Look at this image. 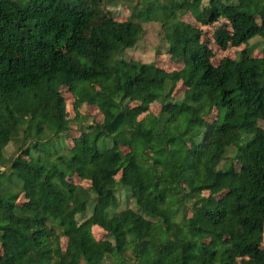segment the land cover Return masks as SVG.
<instances>
[{
    "label": "trees",
    "instance_id": "trees-1",
    "mask_svg": "<svg viewBox=\"0 0 264 264\" xmlns=\"http://www.w3.org/2000/svg\"><path fill=\"white\" fill-rule=\"evenodd\" d=\"M118 4L125 21L109 8ZM187 12L202 25L225 18L230 29L213 38L223 50L245 46L239 56L214 65ZM151 21L176 44L180 69L125 56ZM256 37L264 0H0V264H264ZM62 87L76 111L102 116L70 145ZM18 138L24 147L7 156ZM119 193L135 207L117 210Z\"/></svg>",
    "mask_w": 264,
    "mask_h": 264
},
{
    "label": "rangeland",
    "instance_id": "rangeland-1",
    "mask_svg": "<svg viewBox=\"0 0 264 264\" xmlns=\"http://www.w3.org/2000/svg\"><path fill=\"white\" fill-rule=\"evenodd\" d=\"M207 0H204L206 3ZM109 8L113 11L116 19L119 21H125L129 18V11L122 4H118L116 6H109ZM182 20L191 23L192 25L199 27L201 29L202 40L207 41L209 46L213 52V57L211 58V62L214 65H217L222 58L230 57L237 58L239 56V52L245 47H230L225 50L221 49L213 38V32L217 28L230 29L228 22L225 18H220L217 22H214L210 25H202L198 23L193 16L187 12L182 16ZM144 32L142 34V38L139 42L132 48L127 49L125 56L127 58H131L134 60H138L143 63H154L156 66L167 70L173 71L180 69L182 67V61L178 54L176 44L168 35L165 36L164 31L161 28L160 23L151 21V22H143ZM250 47L253 46L252 54L258 57H264V40L260 37H256L249 42ZM184 89V86L181 82L178 83L175 95L180 94ZM61 93L66 100V117L70 121V130L68 135L63 139V143L70 145L74 137L80 134L81 127L94 122L95 120H101L102 116L99 111L94 106L83 105L79 108L78 111L74 108V98L71 92L67 87H62ZM160 110V105L158 103L150 104V112L153 114H158ZM218 108L214 107L212 111L205 115V119L210 123H214L217 119ZM140 116L139 118H141ZM95 119V120H94ZM80 123V121H82ZM257 125L264 129V122L258 120ZM62 140V139H60ZM24 142L20 138L15 139L14 143H9L6 149L7 156L13 155L15 151L20 152L21 147H24ZM62 145V143H61ZM123 149H126L125 147ZM232 151H229L228 155H231ZM245 163L244 158H239L234 161V165L237 169H239L240 165ZM225 164V161H222L219 165V168H222ZM3 169V168H2ZM69 180L72 183L77 185H81L83 187H88L90 182L85 179H79L76 176H69ZM119 175L113 177L112 180L117 181ZM208 192H204V195H208ZM119 197V206L117 210L125 209L126 207L134 208L135 204L132 199L126 200L124 198L123 193L118 194ZM23 195L18 199L19 202L23 201ZM192 215V211H188V216ZM105 231L98 227H91V234L96 240L103 239L105 237ZM62 246L65 247L66 239L62 238ZM262 248H264V237L262 241ZM8 251L7 246L0 243V256H3ZM106 264V263H105ZM107 264H111L107 261Z\"/></svg>",
    "mask_w": 264,
    "mask_h": 264
}]
</instances>
